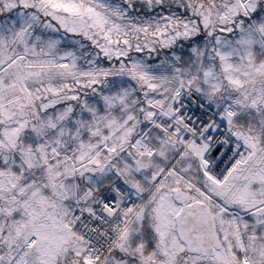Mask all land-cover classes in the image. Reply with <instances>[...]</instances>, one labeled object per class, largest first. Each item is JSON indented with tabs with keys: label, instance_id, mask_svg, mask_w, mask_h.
<instances>
[{
	"label": "snow or ice",
	"instance_id": "1",
	"mask_svg": "<svg viewBox=\"0 0 264 264\" xmlns=\"http://www.w3.org/2000/svg\"><path fill=\"white\" fill-rule=\"evenodd\" d=\"M0 264H264V0H0Z\"/></svg>",
	"mask_w": 264,
	"mask_h": 264
}]
</instances>
